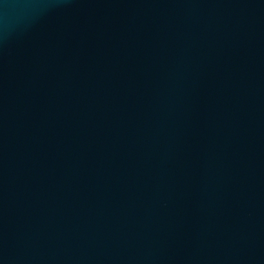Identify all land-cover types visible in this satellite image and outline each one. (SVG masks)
<instances>
[{
  "label": "water",
  "instance_id": "obj_1",
  "mask_svg": "<svg viewBox=\"0 0 264 264\" xmlns=\"http://www.w3.org/2000/svg\"><path fill=\"white\" fill-rule=\"evenodd\" d=\"M0 264H264V0H0Z\"/></svg>",
  "mask_w": 264,
  "mask_h": 264
}]
</instances>
